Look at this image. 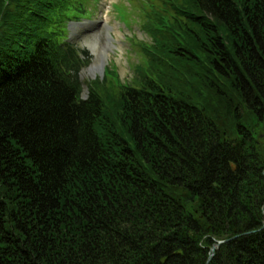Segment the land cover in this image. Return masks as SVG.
I'll return each instance as SVG.
<instances>
[{
    "label": "trees",
    "instance_id": "obj_1",
    "mask_svg": "<svg viewBox=\"0 0 264 264\" xmlns=\"http://www.w3.org/2000/svg\"><path fill=\"white\" fill-rule=\"evenodd\" d=\"M68 1L0 0V264H264V0H155L129 83Z\"/></svg>",
    "mask_w": 264,
    "mask_h": 264
},
{
    "label": "rangeland",
    "instance_id": "obj_2",
    "mask_svg": "<svg viewBox=\"0 0 264 264\" xmlns=\"http://www.w3.org/2000/svg\"><path fill=\"white\" fill-rule=\"evenodd\" d=\"M154 2L155 0H69V10L62 13L60 24L57 23V18L53 19V22L67 31V39L76 46V41L87 37L98 40L101 49H107L114 54L119 52V55L113 58L114 62L103 58V71L101 72L97 66L94 73H91L92 80L97 79V74H99L98 79H103L105 70H109L115 73L120 83H129L134 76L135 65L142 60L141 45L151 42L143 21L145 12L149 11V6ZM74 7L82 9L83 13L76 15ZM104 20L108 21L104 32L91 36V33L101 27V22ZM88 73V69L81 70L79 77L82 82L91 81L85 79ZM105 86L112 94L118 90L111 81H105Z\"/></svg>",
    "mask_w": 264,
    "mask_h": 264
},
{
    "label": "clouds",
    "instance_id": "obj_3",
    "mask_svg": "<svg viewBox=\"0 0 264 264\" xmlns=\"http://www.w3.org/2000/svg\"><path fill=\"white\" fill-rule=\"evenodd\" d=\"M108 23L107 20H104L101 22V27L96 30V32L91 33V36H96L97 34H102L105 30V25ZM83 27V26H82ZM111 35H115V33H111ZM77 44V47L80 48L82 51L86 52L88 55V59L86 60V63L84 65L85 69H90L92 64L96 61L97 57L99 55H103L107 61L114 62L113 58L119 55V52L117 51L115 54L112 51H109L107 49H101L100 43L96 39H89L87 37L78 40L75 42ZM108 68V63L106 65V69ZM99 74H97L98 78ZM86 80H92L93 77L91 75V72L89 71L88 75L85 78Z\"/></svg>",
    "mask_w": 264,
    "mask_h": 264
},
{
    "label": "water",
    "instance_id": "obj_4",
    "mask_svg": "<svg viewBox=\"0 0 264 264\" xmlns=\"http://www.w3.org/2000/svg\"><path fill=\"white\" fill-rule=\"evenodd\" d=\"M103 65H104V59L102 57V55H100V64L98 65V69L102 72L103 71ZM82 98H86L85 92L82 94ZM262 212H263V208H262ZM233 238L230 239H226V240H222V241H218L216 244H214L210 249H209V256L207 258V262H209L211 260V258L214 255V251L218 248L219 245L226 243L228 241H230Z\"/></svg>",
    "mask_w": 264,
    "mask_h": 264
},
{
    "label": "bare ground",
    "instance_id": "obj_5",
    "mask_svg": "<svg viewBox=\"0 0 264 264\" xmlns=\"http://www.w3.org/2000/svg\"><path fill=\"white\" fill-rule=\"evenodd\" d=\"M102 57L104 58L103 55H102ZM99 63H100V55L97 57L96 61L93 63V65L91 66V68L88 69V71H90L91 73H94V71L96 70V67L99 65Z\"/></svg>",
    "mask_w": 264,
    "mask_h": 264
}]
</instances>
